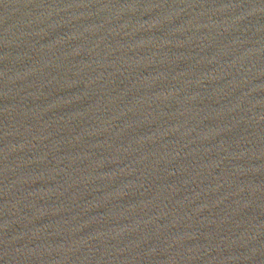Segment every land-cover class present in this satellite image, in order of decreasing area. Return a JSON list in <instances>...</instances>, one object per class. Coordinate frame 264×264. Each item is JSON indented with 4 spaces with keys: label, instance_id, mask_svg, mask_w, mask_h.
<instances>
[{
    "label": "water",
    "instance_id": "1",
    "mask_svg": "<svg viewBox=\"0 0 264 264\" xmlns=\"http://www.w3.org/2000/svg\"><path fill=\"white\" fill-rule=\"evenodd\" d=\"M0 264H264V0H0Z\"/></svg>",
    "mask_w": 264,
    "mask_h": 264
}]
</instances>
